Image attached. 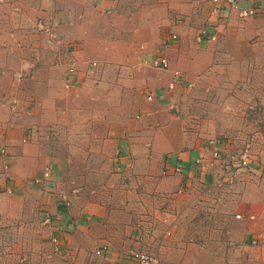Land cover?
<instances>
[{"label":"crops","instance_id":"obj_1","mask_svg":"<svg viewBox=\"0 0 264 264\" xmlns=\"http://www.w3.org/2000/svg\"><path fill=\"white\" fill-rule=\"evenodd\" d=\"M255 2L256 15L243 22L237 9L213 0H0V146L8 152L0 167L44 166L53 154L46 140L67 131L94 143L105 138L123 151L131 177H142L122 186L170 192L177 215L188 213L198 196L207 198L211 186L234 194L237 213L226 237L204 246L198 264H264V147L250 150L246 166L225 144L215 159L211 140L189 128L185 114L188 92L204 75L186 44L191 18L205 6L217 27L264 22V0ZM238 30L243 36L252 32ZM173 33L177 38L164 49L170 68L153 67L156 53L149 57L144 47L162 46ZM211 53L203 58L207 65ZM175 69L184 81L164 100H148L147 92L163 89ZM94 124L104 125L101 136L87 133ZM155 160L159 167L144 164ZM118 258L136 264L129 256Z\"/></svg>","mask_w":264,"mask_h":264},{"label":"rangeland","instance_id":"obj_2","mask_svg":"<svg viewBox=\"0 0 264 264\" xmlns=\"http://www.w3.org/2000/svg\"><path fill=\"white\" fill-rule=\"evenodd\" d=\"M204 7L191 18L186 43L204 74L188 92L187 125L207 140L217 137L238 155L264 147V22L217 27ZM242 27L251 34L240 35ZM160 46H145V54L150 57ZM208 50L214 53L209 65L203 60ZM138 113L134 108L132 118ZM92 127L88 134L95 130L101 136L105 130ZM77 135L67 131L63 138L46 140L53 154L50 162L43 158L42 167H0V264H122L118 257H128L136 245L154 254L158 264H198L204 246L226 237L237 213L231 191L211 186L204 191L207 198L198 196L182 217L170 192L163 196L157 189L122 186L142 177L125 170L116 144ZM155 161L144 164L159 167L161 161ZM46 168L51 177L36 182ZM52 214L59 217L46 221ZM103 243L109 250L97 255Z\"/></svg>","mask_w":264,"mask_h":264},{"label":"built area","instance_id":"obj_3","mask_svg":"<svg viewBox=\"0 0 264 264\" xmlns=\"http://www.w3.org/2000/svg\"><path fill=\"white\" fill-rule=\"evenodd\" d=\"M215 3H221L227 7L235 8L238 11V14L241 18H249L256 15L258 11V5L256 4L255 0H213ZM220 6H217V9H219ZM216 36L212 35V38H215ZM177 38V34L173 33L171 36L162 44L160 50L154 54L152 57L150 63L153 67L158 69H168L170 68L171 62L166 53L164 52V49H167L169 46H172L174 40ZM76 69L75 67L71 66L69 69L70 74L75 73ZM184 75L183 72L180 69H175L174 74L172 78L169 80L168 84L159 91H148L146 96L147 99L150 101H153L155 99L164 100L167 97V94L171 91H174L176 86L179 83H182L184 81ZM71 82L68 80L67 85H70ZM212 143V156L215 159H219L222 157L223 153V143L220 139L217 137L211 140ZM249 153L250 149L244 150L240 155V161L242 166H246L249 163ZM7 149L4 146H0V158L4 159L6 161L7 159ZM197 163L202 165V160L198 159ZM177 170H181V166H176ZM50 174L49 170L45 171L44 174L40 177H37L35 180L36 182H40L46 177H48ZM239 214L238 216H240ZM57 219L56 215L52 214L47 216L46 221H55ZM55 241L58 240L57 237L54 238ZM109 250L108 244H102L96 247L95 252L97 255H104ZM129 257L135 261L136 264H158V259L154 254L151 252L145 250L142 247L134 246L131 247L129 250Z\"/></svg>","mask_w":264,"mask_h":264}]
</instances>
